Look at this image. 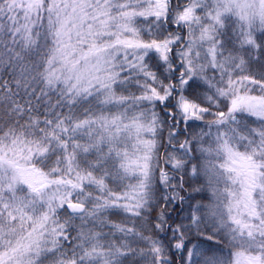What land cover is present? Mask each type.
Segmentation results:
<instances>
[{
	"label": "snow or ice",
	"instance_id": "obj_1",
	"mask_svg": "<svg viewBox=\"0 0 264 264\" xmlns=\"http://www.w3.org/2000/svg\"><path fill=\"white\" fill-rule=\"evenodd\" d=\"M0 264H264V0H0Z\"/></svg>",
	"mask_w": 264,
	"mask_h": 264
},
{
	"label": "trees",
	"instance_id": "obj_2",
	"mask_svg": "<svg viewBox=\"0 0 264 264\" xmlns=\"http://www.w3.org/2000/svg\"><path fill=\"white\" fill-rule=\"evenodd\" d=\"M184 195H187V192H185Z\"/></svg>",
	"mask_w": 264,
	"mask_h": 264
}]
</instances>
